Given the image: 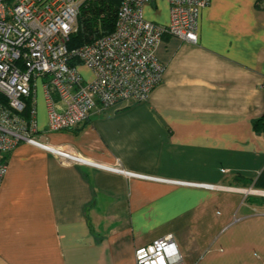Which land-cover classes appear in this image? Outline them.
<instances>
[{"label":"crops","instance_id":"1","mask_svg":"<svg viewBox=\"0 0 264 264\" xmlns=\"http://www.w3.org/2000/svg\"><path fill=\"white\" fill-rule=\"evenodd\" d=\"M142 17L167 25L169 0H145ZM155 55L162 77L145 101L97 104L49 131L39 87L36 123L42 141L173 182L20 143L4 155L0 264H134L136 248L165 235L183 264H264V0H210L197 42L165 34Z\"/></svg>","mask_w":264,"mask_h":264},{"label":"built area","instance_id":"2","mask_svg":"<svg viewBox=\"0 0 264 264\" xmlns=\"http://www.w3.org/2000/svg\"><path fill=\"white\" fill-rule=\"evenodd\" d=\"M83 1L0 0V182L6 169L4 155L20 143L38 147L62 163L170 181L104 165L42 141L36 123V93L40 87L49 131L70 129L85 121L97 104L108 107L145 101L163 72L156 44L165 34L197 42L200 12L210 0H169L167 25L142 17L145 0H121L111 33L69 50L67 42ZM80 66L90 71V78L83 77ZM134 264L183 263L173 237L165 235L136 248Z\"/></svg>","mask_w":264,"mask_h":264},{"label":"trees","instance_id":"3","mask_svg":"<svg viewBox=\"0 0 264 264\" xmlns=\"http://www.w3.org/2000/svg\"><path fill=\"white\" fill-rule=\"evenodd\" d=\"M120 1L84 0L79 7L76 29L70 34L67 42L68 49H77L102 35L111 33L114 29L116 11ZM254 126L256 129L259 128V121L254 123ZM254 186L264 189V168L255 180Z\"/></svg>","mask_w":264,"mask_h":264}]
</instances>
